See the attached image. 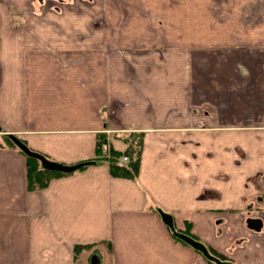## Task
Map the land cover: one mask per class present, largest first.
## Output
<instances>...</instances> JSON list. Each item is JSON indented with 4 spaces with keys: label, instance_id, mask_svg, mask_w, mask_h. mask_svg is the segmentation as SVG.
I'll return each mask as SVG.
<instances>
[{
    "label": "crops",
    "instance_id": "obj_1",
    "mask_svg": "<svg viewBox=\"0 0 264 264\" xmlns=\"http://www.w3.org/2000/svg\"><path fill=\"white\" fill-rule=\"evenodd\" d=\"M0 24V264H215L158 208L264 264L247 224L264 218V0H0ZM138 131L137 176L102 161L36 189L2 137L74 164Z\"/></svg>",
    "mask_w": 264,
    "mask_h": 264
},
{
    "label": "trees",
    "instance_id": "obj_2",
    "mask_svg": "<svg viewBox=\"0 0 264 264\" xmlns=\"http://www.w3.org/2000/svg\"><path fill=\"white\" fill-rule=\"evenodd\" d=\"M16 136L19 137L18 135H16ZM2 137L6 140V142L9 145L14 146V147L18 148L20 151H22L18 147V145L13 141L10 134H3ZM100 138H105V137L100 135ZM20 139L26 143V141L24 139H22V138H20ZM139 140H142V139H139ZM31 149H33V148H31ZM33 150H35V149H33ZM123 155L130 156L129 159L130 158L131 159L129 160L128 163H122L119 161V158ZM140 155H141V149H134V147L131 145H128V147L125 150H120V149L115 148L113 145H110L109 156H107L102 151L100 140L97 143L96 159H98L100 161H108L109 166H110V172L114 176L132 177V178L137 176L139 168H140V161H141ZM27 159H28V188L29 189L43 188V187L47 186L49 180L53 176L70 174V173H62V172H58V171H49V170L43 169V168H41L40 161L34 157L27 156ZM189 228H190V225L188 224V227L186 228V230L184 232L187 234H190ZM88 247H89V245H76L75 249H74L75 254H76L75 257H77L79 255V253L81 252V250L83 248H88ZM208 249H209L211 254L220 258L221 260L232 261L231 259H228L224 255L220 254L218 251L210 249L209 247H208ZM208 260L217 264L213 260H210V259H208Z\"/></svg>",
    "mask_w": 264,
    "mask_h": 264
},
{
    "label": "water",
    "instance_id": "obj_3",
    "mask_svg": "<svg viewBox=\"0 0 264 264\" xmlns=\"http://www.w3.org/2000/svg\"><path fill=\"white\" fill-rule=\"evenodd\" d=\"M1 131V127H0ZM10 134L13 141L18 145V147L27 155L30 157H34L40 161L41 168L49 170V171H58L62 173H71L76 170H79L85 166L88 165H98L101 163L99 160L91 159L82 161L75 164H63L61 162L52 160L48 158L45 154L31 149L25 142H23L19 137H17L14 133H8ZM158 212L160 213V216L163 220V222L170 228L172 234L186 242L187 244L194 247L196 250L200 251L205 257H207L210 260L215 261L217 264H235L232 261H223L220 258L214 256L210 253L208 247L200 240L195 239L194 237L179 231L175 227L174 223V217L170 212L164 211L161 208H158ZM248 227L251 229L259 231L263 226V221L260 218H248L247 219ZM91 264H99V259L97 257H92Z\"/></svg>",
    "mask_w": 264,
    "mask_h": 264
},
{
    "label": "rangeland",
    "instance_id": "obj_4",
    "mask_svg": "<svg viewBox=\"0 0 264 264\" xmlns=\"http://www.w3.org/2000/svg\"><path fill=\"white\" fill-rule=\"evenodd\" d=\"M14 10H12V13H11V16L13 17L15 14H14ZM1 25V24H0ZM14 26H15V23H14ZM10 31H15V32H25V33H29L30 30L28 29H20V28H16L14 27L13 30L9 29ZM0 31H1V26H0ZM0 45H1V40H0ZM127 137V138H126ZM21 138V137H20ZM139 139H142V140H139ZM99 140H100V144L102 145L105 141L109 142L108 138L105 139V138H100L99 137ZM98 140V141H99ZM122 140H124L125 142L128 143V145H131L134 147V149H141V155H142V149H143V146H144V136L142 134V132L138 131V132H133L131 135H127V136H124L122 138ZM108 144V143H106ZM141 155H140V158H141ZM130 157V156H129ZM131 159V158H130ZM141 162V161H140ZM123 163H126V162H123ZM128 163V162H127ZM140 169V168H139ZM77 264H91L90 263V256H83V258L79 259Z\"/></svg>",
    "mask_w": 264,
    "mask_h": 264
},
{
    "label": "flooded vegetation",
    "instance_id": "obj_5",
    "mask_svg": "<svg viewBox=\"0 0 264 264\" xmlns=\"http://www.w3.org/2000/svg\"><path fill=\"white\" fill-rule=\"evenodd\" d=\"M88 1V0H86ZM38 2H43L45 3L46 6L48 7H57L59 2L65 3V0H38ZM58 3V4H57Z\"/></svg>",
    "mask_w": 264,
    "mask_h": 264
},
{
    "label": "built area",
    "instance_id": "obj_6",
    "mask_svg": "<svg viewBox=\"0 0 264 264\" xmlns=\"http://www.w3.org/2000/svg\"><path fill=\"white\" fill-rule=\"evenodd\" d=\"M103 149H104V150H107V149H108V145L105 144V143H103ZM127 159H128V156H124V157H123V160H127Z\"/></svg>",
    "mask_w": 264,
    "mask_h": 264
},
{
    "label": "bare ground",
    "instance_id": "obj_7",
    "mask_svg": "<svg viewBox=\"0 0 264 264\" xmlns=\"http://www.w3.org/2000/svg\"><path fill=\"white\" fill-rule=\"evenodd\" d=\"M26 36H27V35H26ZM28 41H30V40H28ZM107 143H108L107 145L110 146V142H107ZM105 144H106V143H105Z\"/></svg>",
    "mask_w": 264,
    "mask_h": 264
}]
</instances>
